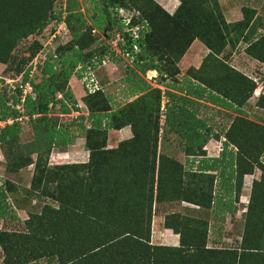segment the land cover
Wrapping results in <instances>:
<instances>
[{
    "label": "trees",
    "instance_id": "trees-1",
    "mask_svg": "<svg viewBox=\"0 0 264 264\" xmlns=\"http://www.w3.org/2000/svg\"><path fill=\"white\" fill-rule=\"evenodd\" d=\"M179 1L169 14L155 0H93L96 11L87 17L80 10L58 7L57 0H0V62L7 66L4 73L11 69L21 77L11 89L15 95L8 97L0 89V121L13 120L0 127V146L8 168L33 164L31 187L56 202L45 203L26 219V231L0 229L4 264H264V160L260 159L264 125L248 119L242 110L257 83L218 57L227 46L243 41L246 55L264 65V33L256 36L261 22L254 21L252 8H242L241 20L226 22L217 0ZM119 8L138 12L130 23L139 26L138 37L124 30ZM61 22L70 39L54 49L48 47L39 59L44 53L41 40ZM106 26L116 27L123 37L117 42L119 50L132 57L124 81L135 99L113 103L107 88L100 85L81 98L86 115L68 124L57 123L52 107L59 105L62 113L81 108L69 87L71 76L82 77L81 72L94 69L95 62L117 55L112 37L97 43ZM32 36L38 37L30 44V56L12 57L18 43ZM194 40L209 51L198 69L189 68L184 86L176 87L184 95L175 99L174 93L168 94L161 110V90L147 85L137 72L151 69L165 78L174 77L179 72L176 62ZM34 58L38 59L33 68ZM258 70L255 74L264 82V73ZM26 83L34 96L26 93L21 101ZM198 99L236 115H229V122L214 131L208 123L211 117L197 116ZM257 105L264 108V95ZM21 114L33 130V139L26 144L20 141L22 126L17 118ZM128 125L132 136L108 147V131ZM173 133L181 141L184 163L161 150L163 137ZM220 136L219 155L207 158L204 146ZM76 137L85 140L88 162L47 166L51 150L69 145ZM255 167L262 175L251 185L239 245L208 246L214 207L215 217L222 219L218 209L231 208L223 197L218 199L215 181L227 190L234 183L236 193L244 175ZM5 199L6 191L0 190V218L9 207ZM183 201L195 208L169 213L164 219V226L179 235V244H151L154 203Z\"/></svg>",
    "mask_w": 264,
    "mask_h": 264
},
{
    "label": "rangeland",
    "instance_id": "rangeland-1",
    "mask_svg": "<svg viewBox=\"0 0 264 264\" xmlns=\"http://www.w3.org/2000/svg\"><path fill=\"white\" fill-rule=\"evenodd\" d=\"M155 1L158 2L159 0H155ZM162 1H163V5L160 4L161 0L160 2H158V4H160L163 8L164 5H166L167 3L168 5H171V7L168 8L170 9V11L164 8L169 14H172L175 11V9L177 8L180 2L179 0H162ZM217 1L219 3V7L221 8L222 14L226 22H234L241 20L243 18V13H242L243 7L255 9L256 18H254V21L259 19L261 22L256 32V36L258 33H264L263 31L264 30L263 29L264 0H217ZM57 3H58L57 4L58 7L64 6L67 7V9L68 7H71V10H80L83 13H85L87 17L92 15L96 11L93 0H57ZM111 15H115L114 10L113 12L111 11ZM61 28L62 26L61 27L58 26V29L60 30L61 33V37H59L58 39L59 40L58 44L64 42L66 39L67 40L70 39L69 31L64 32V30ZM117 32L118 31L116 30L115 26H112L111 28H108L106 26L105 30L102 33L101 32L99 33L97 37L98 40L97 43L101 44L103 42H107L110 39V37H112L113 39ZM108 34H109V38H107ZM36 37L38 36H32L27 39L21 40L18 43V45L15 47V49L12 51L13 52L12 57L16 59H20V58L27 59L31 53L30 44L33 41V39ZM40 37H42V35H40L39 38ZM52 37L53 36H49L46 40L45 39L41 40L43 41L44 44V53H42L41 56H39V59L45 56V52H47L48 47L51 48V46L53 47L56 45V42H53L52 45L48 44ZM195 43L201 44L198 40ZM246 46L247 43H244L243 41L238 42L237 44H235L234 47L227 46L224 52L218 55V57L224 60V62L228 63L230 66L234 67L235 69H238L239 71L245 74H248L250 77H253L256 81L259 82L256 85L257 87L254 90L253 95L242 106V109L243 111H245L246 113L245 116L248 119L261 122L264 125V121L262 122L259 119V117L264 118V108L257 105V100L259 96L264 95V82H262L259 79L260 77L258 74L257 75L255 74L257 67L260 68V70H258L259 73L261 72L264 73V65L256 62L253 58H250L248 55H246L244 50ZM135 49L138 50V48ZM208 51L209 50L206 47L201 48V47L193 46L192 48H188V50L182 55L180 60L176 62V67L179 72H177L174 75V77L172 76L165 78V76L160 74L157 70H151V69L146 70L144 73L137 72L139 75L138 77L143 79L147 83V85H149L152 88H158L161 90V102H160L161 110H164L165 104L169 101L168 94L174 93L175 99L178 95H181L179 92L180 90H178V88L175 87L184 86V79L189 74L188 70L198 69L201 65L202 60L208 53ZM247 59L249 61H246ZM31 63L34 68V65L37 62H35V60L33 59ZM26 65L29 64L28 63L25 64L24 68L26 67ZM94 66H95L94 69L90 67L91 71L86 69V71L81 72L82 77H78L77 73L71 76L70 78L71 81L69 80V87L71 88V90H73L74 93L76 91L77 94L79 95L81 94V96H78L79 100H77L81 108L79 109V111L73 110L70 113H62L59 105L52 107L51 113L52 115H54L53 117L57 119V123L68 124L76 117L80 115L82 116L86 115L87 111L86 108L83 106L81 98L88 90V88L86 87V83L84 84L82 82L83 81L82 79L85 76L87 77V79H89L90 75L92 77V72L96 76L98 80V84L102 85V87L103 86L106 87L107 88L106 92L110 96L112 97L114 96L116 98V100L113 103L125 104L128 102V98H129V95H127L129 93L128 83H126L124 80L127 74L130 73L129 68L133 66L132 57L127 56L126 54H124L122 51L119 50L116 56L109 54L106 56L104 63L95 62ZM6 67H7L6 64L0 62V76L4 77V84L0 86V89L4 93H7L8 97H10V95H15V90H11V89L17 87L16 83L20 81L21 77L20 75L14 76L13 74L14 71H12L11 69H7L6 72L4 73ZM70 83H72V85ZM29 91L30 89L28 90L25 88V91L23 90V95ZM17 109L22 110L21 106H19ZM224 110L226 109L223 108V111ZM18 118H20L21 126H22L20 141L22 144H26L33 139L32 126L30 125L27 116L21 114ZM229 119L230 116L228 113L223 114V116L219 117L218 120L219 123H217L216 125L218 126L221 123L225 125L229 122ZM3 125H4L3 121H0V127ZM212 128L214 131L217 129V127H214V124ZM167 135H168L167 138L163 137L161 141L162 143L161 150L167 155L174 157L177 160L184 163V154L181 149L180 139L174 133ZM77 138L80 137H76L72 139L71 143L67 146L54 147L46 159L47 166L56 167L57 165H61V164L87 163L89 160V151L86 152L84 150L86 149L84 144L85 140L83 137H81L82 138L81 140L83 142L82 143L81 140ZM121 141H123V139H121L119 136H116V133L114 131L111 130L108 131V140H107L108 147L110 148L115 147ZM211 148H213V146H211ZM215 148L221 151L222 146L215 145L214 149ZM260 159L264 160V153L262 156H260ZM33 172H34L33 164L23 168H19L17 170L8 168L6 165V158L3 155L0 146V190H3L4 193L6 191L5 201L9 204V207L5 208L4 210L5 217L0 218L1 230H5L8 232L26 231L27 230L26 228L27 225L25 223L26 219H28L33 214L39 213L40 208L45 203L51 202L54 203V205L56 204V202L52 198L48 196H44V194L41 193V189L38 188L33 189L31 187ZM261 175H262V170L259 167H255L251 174L244 175L241 186L243 183H249V184L251 183L247 191V196L241 198L243 203H241L240 206L239 205L236 206V210H238V213L231 214L232 218H229L230 216L227 215V219L225 221V228L224 230H220V234H217V231L214 230L213 228L210 230L208 246L215 245L220 247L223 246L236 247L239 245V241L241 239L244 228L243 224L245 221V213L250 199L251 185L253 180L260 179ZM215 183H218V180H216ZM9 185L12 187L11 191L8 190ZM239 194H240V190L239 191L236 190L235 193L236 200L239 199ZM182 203L187 204V202L184 201L162 202L160 204L154 203L152 222H151V237H150L151 244H155V245L162 244V242L158 244V242H156L154 239V236L156 235V231L160 230L162 224L164 225V219L167 214L169 213L171 214L173 212L181 213L183 211L181 208ZM239 210H241L242 213ZM162 217H163V223L161 222ZM216 225H218V223H216L215 226ZM162 245H167V244H162ZM3 260H4V253L0 246V264H4Z\"/></svg>",
    "mask_w": 264,
    "mask_h": 264
},
{
    "label": "crops",
    "instance_id": "crops-1",
    "mask_svg": "<svg viewBox=\"0 0 264 264\" xmlns=\"http://www.w3.org/2000/svg\"><path fill=\"white\" fill-rule=\"evenodd\" d=\"M158 2H160V0ZM160 4L163 5V1L162 0H161ZM167 5H168V3L166 5H164V8L166 10L170 11V9H168V8H170L171 5H168V6ZM196 41L197 40H195L191 44V46L189 48H192L193 46L201 47V48L204 47L202 44H199V43L196 44L195 43ZM246 61H249V60L247 59ZM70 84L72 85V83H70ZM72 89H73V86H72ZM72 92H73V90H72ZM75 94H77L76 91L74 93V96H75V98L77 100H79L78 96H81V94L80 95L79 94L75 95ZM180 94L184 95L183 92H180ZM127 95H129L128 102L133 100V99H135V97H136V95L132 96V94H130V92ZM115 100H116V98L113 96V101H115ZM195 100H197V99H195ZM198 101H199V103H201V105H199V107L197 108V110H198L197 116L203 117L204 115H206L207 117H211V118L208 119L209 120L208 123H209V125H211V124L213 125L214 124V127H217L216 124L219 123V121H218L219 117L223 116V114L228 113L231 116L236 115V113L233 112L230 109H226V110H224L225 111L224 112L223 108H221L220 106H218L216 104H213V103H211L209 101L199 100V99H198ZM212 110H213V113H212ZM219 110H221L220 113L218 112ZM111 131H114L116 133V136H119L123 140L128 139V138H130L132 136V132H131L130 126H124L121 129L111 130ZM77 139L81 140L82 138L80 137V138H77ZM222 140H223V137L220 136L219 138H211V140H209L207 142V144L204 146L207 158L217 157L219 155L220 151L217 150L216 148L214 149V146L215 145H217V146L221 145L222 146ZM81 142H82V140H81ZM211 146H213V148H211ZM84 150L86 152L88 151L86 149H84ZM184 161H185V156H184ZM198 161H199V159L197 158L194 161V164L196 165L198 163ZM250 184L249 183H243L242 184L241 189H240L239 199L236 200L235 199L234 183H229L228 184L229 185V189L228 190L225 189V187L223 186V183H215V191L214 192L216 193L218 199L220 200V198L223 197V200L227 201L231 205V208L218 209L217 212L221 215V217H223V219L219 218V217H217V218L215 217V212H216L215 211V207H214L213 211L211 212L212 215H211L210 227H211V229L213 228L214 230H216L217 234H220V230H224L225 221L227 219V215L230 216L229 218H232L231 214L238 213V210H236V206L237 205L240 206V204L243 203L241 198L247 196V191H248V188H249ZM181 208H182L183 211H185L186 208H195V206L191 205V204H188V203L187 204L186 203H182L181 204ZM239 211H241V210H239ZM241 213H242V211H241ZM161 222L163 223V217L161 219ZM216 223H218V225L215 226ZM157 230H159V229H157ZM154 239H155L156 242H158V244L160 242H162V244H167V245H170V246H176V245L179 244V235L176 234V233H173L171 229L164 227L163 224H162V227L160 228V230L156 231V235L154 236Z\"/></svg>",
    "mask_w": 264,
    "mask_h": 264
},
{
    "label": "built area",
    "instance_id": "built-area-1",
    "mask_svg": "<svg viewBox=\"0 0 264 264\" xmlns=\"http://www.w3.org/2000/svg\"><path fill=\"white\" fill-rule=\"evenodd\" d=\"M117 15H118V17L120 18V20H121V22L123 23V25H124V30L125 31H131L132 32V35L134 36V38H136V37H138V29H139V26L138 25H136V26H134V27H130V23H131V18L134 16V15H138V12L136 11V10H128V9H125V8H119V9H117ZM59 27H61L62 26V28L61 29H63L64 30V32H67L68 31V28L66 27V24L64 23V22H61L59 25H58ZM59 29H58V27H57V29L54 31V33H52L51 34V36H53L52 38H51V40L49 41V43L48 44H50V45H52V43L53 42H56V45L58 44V42H59V37H61V33H60V30L58 31ZM92 32H97L95 29H93L92 30ZM57 39V40H56ZM119 40H123V37L121 36V34L120 33H116V35H115V37L113 38V39H111V44H112V46L114 47V50L116 51V52H118L119 51V49H118V46H117V42L119 41ZM68 40L66 39L64 42H61V43H59V44H64V43H66ZM56 45L55 46H51V48L52 49H54L55 47H56ZM134 48H136V46H134ZM118 49V50H117ZM127 56H128V54H126ZM37 59L38 58H34V60H35V62H37ZM103 63L105 62V60H103L102 61ZM91 68H87V70H89V71H91L90 70ZM21 80V79H20ZM83 81V83L85 84L86 83V87L88 88V90H87V92H93V91H95V90H97V89H99V87H100V85L98 84V80H97V78H96V76L94 75V73L92 72V77H91V75H90V77H89V79H87V77L85 76V77H83V79H82ZM86 80H88V81H86ZM256 81V80H255ZM256 83H259L258 81H256ZM25 88L26 89H30V91L29 92H27V93H29V94H32L31 93V90H32V88H31V85L29 84V83H26V84H24L23 85V90L25 91ZM26 94V93H25ZM25 94L23 95V91H22V96H21V101H23L24 100V96H25ZM33 95V94H32ZM34 96V95H33ZM59 97H60V95H59ZM20 105H17L16 107L18 108ZM17 120L18 121H20V118H17ZM13 120H11V118H9V119H7L6 121H3V124H5V123H11ZM21 122V121H20Z\"/></svg>",
    "mask_w": 264,
    "mask_h": 264
}]
</instances>
